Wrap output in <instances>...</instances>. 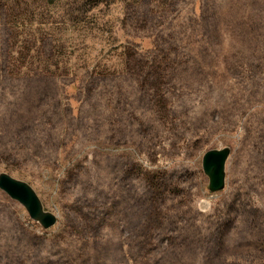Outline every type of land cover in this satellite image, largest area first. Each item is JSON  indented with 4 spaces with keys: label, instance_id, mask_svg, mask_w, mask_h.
Wrapping results in <instances>:
<instances>
[{
    "label": "rangeland",
    "instance_id": "rangeland-1",
    "mask_svg": "<svg viewBox=\"0 0 264 264\" xmlns=\"http://www.w3.org/2000/svg\"><path fill=\"white\" fill-rule=\"evenodd\" d=\"M2 173L0 264H264V0H0Z\"/></svg>",
    "mask_w": 264,
    "mask_h": 264
},
{
    "label": "water",
    "instance_id": "water-1",
    "mask_svg": "<svg viewBox=\"0 0 264 264\" xmlns=\"http://www.w3.org/2000/svg\"><path fill=\"white\" fill-rule=\"evenodd\" d=\"M230 149L209 150L202 158V169L209 180L208 191L217 193L225 186V165ZM0 190L10 199L24 207L29 218L44 230L53 227L57 217L44 210L34 190L26 183L13 179L7 174H0Z\"/></svg>",
    "mask_w": 264,
    "mask_h": 264
}]
</instances>
